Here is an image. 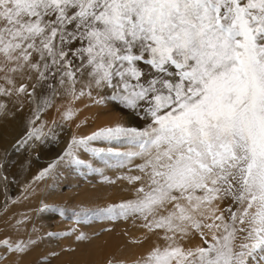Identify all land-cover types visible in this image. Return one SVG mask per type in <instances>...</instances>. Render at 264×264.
Instances as JSON below:
<instances>
[{"label": "snow or ice", "instance_id": "obj_1", "mask_svg": "<svg viewBox=\"0 0 264 264\" xmlns=\"http://www.w3.org/2000/svg\"><path fill=\"white\" fill-rule=\"evenodd\" d=\"M94 90L145 124L73 136L35 178L61 163L99 171L81 153L131 173L118 179L132 198L73 212L77 222L142 220L155 240L138 264L264 255V0H0V97L36 101L18 146L46 135L35 124L57 97ZM30 244L4 239L0 250Z\"/></svg>", "mask_w": 264, "mask_h": 264}, {"label": "rangeland", "instance_id": "obj_2", "mask_svg": "<svg viewBox=\"0 0 264 264\" xmlns=\"http://www.w3.org/2000/svg\"><path fill=\"white\" fill-rule=\"evenodd\" d=\"M12 98L17 100L16 97ZM96 99L98 97L92 95L77 100L69 97L56 101L52 107L40 113V119L35 124L36 127L44 125L46 135L41 140L29 141L24 146H18V142L30 127L29 121L34 117L35 105L30 100L20 104L24 112L23 120L27 125L26 132L12 143L10 152L19 154L17 158L20 160L21 170L18 175L29 173V176L25 177L28 184L17 190H0V240L9 239L13 243L35 241V244H30L28 253L24 255L0 250V255L5 258L4 264H132L134 261L137 264L153 246L155 238H146V230L141 227L143 221L139 218L109 220L90 215L87 219L77 222L72 215L73 212L91 213L123 199L132 198L131 186L126 180L118 179L120 176L131 174L127 169L107 168L94 160L90 154L81 153V158L87 159L99 171L61 163L44 179H35L63 153L73 136L86 137L102 129L97 127L92 133L81 136V132L89 128L85 124L80 125L74 114L71 120L62 125L65 127L63 134L49 135L53 125H60L61 119L55 114L65 112L69 108L73 110L82 100L93 103ZM118 107L113 111L109 108L103 109L105 116L111 118L116 115L120 118L118 122L115 121L106 127H114L117 124L126 127L144 126L145 121L134 112L123 106ZM53 117L56 118L55 121L52 120ZM46 139L51 142L44 143ZM107 146L102 142L93 144V147ZM4 173L7 176V173ZM106 178L115 183H108ZM45 206L48 210H45ZM55 209H64L65 215L61 216ZM79 235L85 236L86 239L78 240ZM132 253H135L134 259H130ZM262 258L260 255V259ZM257 260L252 259L254 263H257Z\"/></svg>", "mask_w": 264, "mask_h": 264}, {"label": "bare ground", "instance_id": "obj_3", "mask_svg": "<svg viewBox=\"0 0 264 264\" xmlns=\"http://www.w3.org/2000/svg\"><path fill=\"white\" fill-rule=\"evenodd\" d=\"M92 95L98 97V99H96L95 102L92 103L88 100L87 101L82 100L77 105H75L73 108V112L77 116L78 122L80 123V125L85 124L89 128L87 131H82L81 136H86V135L92 133L97 127L100 129V128H103L106 126H111V124L113 122H115V121L118 122L120 120V118L116 115H114L115 117L113 116L110 118L109 116H105V114H104V111H103L104 108H109V109H111V111H113L114 109H118L119 108L118 106H121L118 103L112 101L110 98H107L108 93L106 91H100L98 93L97 91L94 90L92 92ZM85 96H87V95H85ZM101 97H103V99ZM68 98L69 97H65V98L61 99L60 97H57L56 101L66 100ZM97 100H101V102L98 104L96 102ZM0 101L5 102L8 105L7 111L5 113H0V161H1V164H0V190L5 191L6 189H9V188H16V190H17V188L19 189V188L23 187L24 185L28 184L26 178L29 176V173L26 174V172H25L24 176L18 175L19 170H21L20 160L17 158V156L19 154L10 152V149H11L12 143L18 137L25 134L27 125H26V122L23 120V114H24L23 109H22L21 105L19 103H17V100H15L13 98L9 99L6 97H0ZM33 103L35 105L36 101H33ZM64 104L66 105L67 103H64ZM34 110H35V107H34ZM64 113L65 112H58V114H55V116H57L59 119H61L60 125H53L52 130L49 131V135H50V133L51 134L56 133L59 135L63 134L65 127L62 125L69 121V120L64 118ZM128 119H130V118H128ZM52 120L55 121L56 118L53 117ZM59 135L57 138H59ZM49 142H51L50 139H46V141L44 143H49ZM43 147H45V146H43ZM4 172L7 173V176L5 175ZM6 213H7V215H9L8 214L9 212L6 211ZM10 214H12L11 211H10ZM138 231H140V230H138ZM143 234H144V232H143ZM143 246H142V248H144ZM128 250H126V251L128 252ZM120 255H121V253H120ZM263 256L264 255H261V258ZM134 258H135V253H132V256L130 259H134ZM262 261H264V258H262V259L259 258L257 260V263H254L252 261V264H262ZM135 263H136L135 261H134V263L132 262V264H135Z\"/></svg>", "mask_w": 264, "mask_h": 264}]
</instances>
